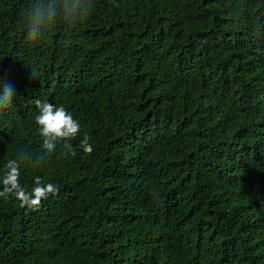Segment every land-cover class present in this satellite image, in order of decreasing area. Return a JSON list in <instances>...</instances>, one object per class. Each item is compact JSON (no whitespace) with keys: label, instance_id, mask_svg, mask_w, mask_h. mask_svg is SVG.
Here are the masks:
<instances>
[{"label":"trees","instance_id":"1","mask_svg":"<svg viewBox=\"0 0 264 264\" xmlns=\"http://www.w3.org/2000/svg\"><path fill=\"white\" fill-rule=\"evenodd\" d=\"M94 4L29 42L28 0H0V191L20 152L26 191L59 186L0 197V264H264V0ZM37 98L81 127L39 165Z\"/></svg>","mask_w":264,"mask_h":264},{"label":"clouds","instance_id":"2","mask_svg":"<svg viewBox=\"0 0 264 264\" xmlns=\"http://www.w3.org/2000/svg\"><path fill=\"white\" fill-rule=\"evenodd\" d=\"M94 0H28V6L22 14V26L29 42H40L47 39L53 32L58 21H62L69 30L82 26L94 11ZM31 74L37 78L35 67H29ZM14 88L0 76V115L8 112L13 106ZM38 114L35 124L39 126V134L43 140L42 151L36 155L34 162L39 165L56 150L63 142V148L74 151L70 143L81 131L80 123L63 105L35 99ZM80 148L91 154L93 147L87 136L80 142ZM33 160V157L20 152L17 158L10 159L5 165L2 178L3 190L0 197H10L20 202L21 207L36 210L43 200L56 196L59 186L44 183L40 176L35 177L34 187L26 191L20 183L21 163Z\"/></svg>","mask_w":264,"mask_h":264}]
</instances>
